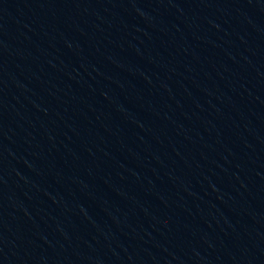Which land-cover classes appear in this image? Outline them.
<instances>
[{"label":"water","instance_id":"1","mask_svg":"<svg viewBox=\"0 0 264 264\" xmlns=\"http://www.w3.org/2000/svg\"><path fill=\"white\" fill-rule=\"evenodd\" d=\"M159 264H264V0H128Z\"/></svg>","mask_w":264,"mask_h":264}]
</instances>
